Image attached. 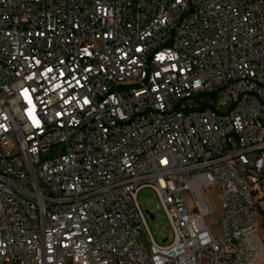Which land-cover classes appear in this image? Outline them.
I'll return each instance as SVG.
<instances>
[{"label":"built area","instance_id":"obj_1","mask_svg":"<svg viewBox=\"0 0 264 264\" xmlns=\"http://www.w3.org/2000/svg\"><path fill=\"white\" fill-rule=\"evenodd\" d=\"M263 196L264 0H0V264H262Z\"/></svg>","mask_w":264,"mask_h":264},{"label":"rangeland","instance_id":"obj_2","mask_svg":"<svg viewBox=\"0 0 264 264\" xmlns=\"http://www.w3.org/2000/svg\"><path fill=\"white\" fill-rule=\"evenodd\" d=\"M189 209L193 208V200L190 192H183ZM204 199L212 212L208 215L207 220L215 234L220 232V217H221V195L217 186H212L204 192ZM138 203L145 216L147 228L159 245H167L174 239L173 229L170 220L167 216L164 206L158 193L151 187H143L138 193ZM261 213L259 222V236L264 248V200L260 201ZM153 216V217H152ZM140 241L142 244H147V238L144 234V229L141 230ZM201 264H209L208 260H203ZM264 264V260L263 263Z\"/></svg>","mask_w":264,"mask_h":264},{"label":"trees","instance_id":"obj_3","mask_svg":"<svg viewBox=\"0 0 264 264\" xmlns=\"http://www.w3.org/2000/svg\"><path fill=\"white\" fill-rule=\"evenodd\" d=\"M263 200H264V196H263ZM263 211L261 210V213H262ZM263 218H264V216H263ZM263 226H264V224H263Z\"/></svg>","mask_w":264,"mask_h":264},{"label":"water","instance_id":"obj_4","mask_svg":"<svg viewBox=\"0 0 264 264\" xmlns=\"http://www.w3.org/2000/svg\"><path fill=\"white\" fill-rule=\"evenodd\" d=\"M153 217V216H152Z\"/></svg>","mask_w":264,"mask_h":264}]
</instances>
